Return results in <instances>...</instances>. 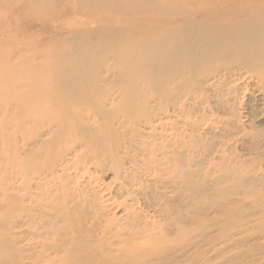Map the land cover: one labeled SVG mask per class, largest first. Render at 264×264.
Segmentation results:
<instances>
[{"label":"rangeland","instance_id":"1","mask_svg":"<svg viewBox=\"0 0 264 264\" xmlns=\"http://www.w3.org/2000/svg\"><path fill=\"white\" fill-rule=\"evenodd\" d=\"M136 1L0 0V264H47L42 260L45 240L38 237L42 230L29 214L39 218L43 205L60 204L74 194L80 206L94 209L95 193L101 197L105 218L116 217L122 224L128 207L142 213L150 228L164 226L168 212L179 217L192 203L205 207L209 218L202 231L196 223L183 228L200 232L195 237L172 243L169 240L181 236V228L160 232L153 238L164 241L152 253L157 244L147 236L145 264H264V86L258 79L243 72L241 78L222 84L218 76L212 85L202 84L204 89H176L175 100L164 105L155 97L145 110L121 103L125 93L103 94L116 98L114 105L112 99L101 104L114 114V130L136 146L121 154L127 162L121 169L103 154L115 137L104 129L99 112L81 106L78 112L89 116L83 124L93 128L82 136L69 117L72 112H65L60 103L53 70L64 53L95 42L105 34L103 29L130 24L145 30L159 23L161 17L152 16L157 10H238L250 3L145 0L133 7ZM261 3L247 10H263ZM94 73L101 80L108 76ZM107 83L99 84L114 85ZM248 171L254 172L248 173L252 180L262 177L252 184L254 194L251 188L240 192L235 185L234 177ZM219 206L234 213L224 216ZM91 219L85 220L90 234H99L94 231L96 219ZM161 247L176 248L175 253Z\"/></svg>","mask_w":264,"mask_h":264},{"label":"bare ground","instance_id":"2","mask_svg":"<svg viewBox=\"0 0 264 264\" xmlns=\"http://www.w3.org/2000/svg\"><path fill=\"white\" fill-rule=\"evenodd\" d=\"M84 1L90 3L94 0ZM144 1L137 0L134 5H131L138 7ZM240 1L245 2V0ZM261 1L263 0H250L248 6L246 4L238 7V10H157L153 13L155 15H152L161 17L156 25L145 30L132 27L130 24L126 26L127 28L119 26L109 29L108 27L103 29L105 34H100L99 38L93 33L98 38L95 42L78 46L69 53H64L52 73L57 78V87L61 91L60 103L65 112L73 113L69 117H72V124L76 126L78 133L85 136L93 131V128L83 124L84 119H89V116L78 112L81 106L90 105L99 112V117L101 115L104 119V129L115 137L112 143L109 141L110 144L105 145L103 154L111 157L109 160L112 161L113 166L115 164V167H120L119 169L125 168L124 165L127 162H123V157L120 156L127 154L126 150L136 146L119 136V133L114 130L111 123V119L115 118L114 114L111 110L102 108L101 105L111 101L110 99H112L111 105L115 104L116 98H107L108 96L117 92L125 93V96L121 97V103L130 107L136 105L145 110L147 104L155 101V97L161 105H164L166 101L175 100L176 89L202 84L212 85L211 81L218 76L222 78L223 84L231 78H241L245 72L250 78L258 79L264 86V9L247 10L251 6L257 8V3ZM80 6L85 9L84 5L80 4ZM129 51L130 53L127 54ZM103 60L106 61L103 62ZM102 71L108 76L101 80L95 76L94 72L100 75L104 73ZM102 81L114 85L107 88L99 84ZM105 93L108 94L107 97H104ZM75 112H78L79 116H74ZM249 172L254 173L248 171L246 175L234 177L235 185L239 187L240 192L249 191L253 183L262 180V177L260 180H252L248 175ZM253 188L249 192H252ZM238 190L235 189V191ZM200 192L205 195L202 190ZM76 197L79 196L76 194L68 196V201H72V205L67 200L60 204L52 202L43 205L39 218L29 214L32 217V223L38 225L36 228L39 227L38 229L42 230L38 233V237L45 240L42 244L45 250L42 260L47 264H123L122 261H125L124 264H145L149 250L143 240L147 236L151 244H162L164 241L162 237L158 239L153 236L160 232L169 233L181 228V236L169 240L172 243H179L193 234L195 237V234L200 233L194 229L183 228L196 223L198 230L202 231L209 218L205 207L200 206L198 202L188 205L179 217L172 216V213L167 211L168 213L165 214L167 222L159 228L158 225L157 228H150L145 219H142V213L140 215L132 212L128 207L126 208L127 218L119 224L116 217L105 218V207H102L101 197L97 193L91 200L94 209L83 208L80 202L75 200L78 199ZM263 197L260 198L263 199ZM258 200H260L259 197ZM149 205L153 206L154 203ZM76 212L80 214L79 217H74ZM219 212L228 217L234 213V209L219 206ZM92 217L97 221L94 231L99 233H93L94 236L90 234L92 231L85 223V220H92ZM64 221H68L67 225H62ZM148 231L150 232L147 234ZM121 243L124 244L123 248L119 246ZM159 246L155 245L154 249H151L152 253L158 252ZM168 249L161 247L160 250L165 252ZM175 249H169V252H174ZM153 255L156 256V254ZM16 264H20L19 261H16Z\"/></svg>","mask_w":264,"mask_h":264}]
</instances>
